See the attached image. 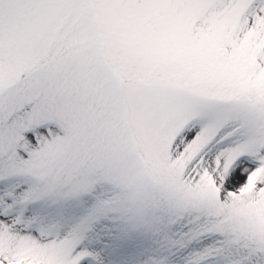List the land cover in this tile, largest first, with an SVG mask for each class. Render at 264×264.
I'll use <instances>...</instances> for the list:
<instances>
[{"label":"snow or ice","instance_id":"obj_1","mask_svg":"<svg viewBox=\"0 0 264 264\" xmlns=\"http://www.w3.org/2000/svg\"><path fill=\"white\" fill-rule=\"evenodd\" d=\"M0 264H264V0H0Z\"/></svg>","mask_w":264,"mask_h":264}]
</instances>
